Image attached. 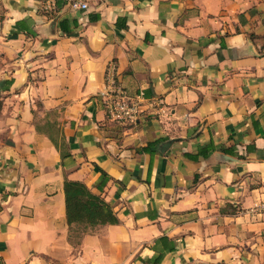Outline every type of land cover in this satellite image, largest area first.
I'll return each instance as SVG.
<instances>
[{
    "label": "crops",
    "instance_id": "crops-1",
    "mask_svg": "<svg viewBox=\"0 0 264 264\" xmlns=\"http://www.w3.org/2000/svg\"><path fill=\"white\" fill-rule=\"evenodd\" d=\"M0 264H264V0H0Z\"/></svg>",
    "mask_w": 264,
    "mask_h": 264
},
{
    "label": "trees",
    "instance_id": "trees-1",
    "mask_svg": "<svg viewBox=\"0 0 264 264\" xmlns=\"http://www.w3.org/2000/svg\"><path fill=\"white\" fill-rule=\"evenodd\" d=\"M102 175L106 176L104 172ZM66 214L70 228L73 225L84 226L82 232H89L100 225H116L119 220L114 215L110 204L80 182L66 178L64 183ZM74 228H72V232ZM158 261V260H155Z\"/></svg>",
    "mask_w": 264,
    "mask_h": 264
},
{
    "label": "built area",
    "instance_id": "built-area-1",
    "mask_svg": "<svg viewBox=\"0 0 264 264\" xmlns=\"http://www.w3.org/2000/svg\"><path fill=\"white\" fill-rule=\"evenodd\" d=\"M74 11H84L88 9V0H65ZM107 77V92L104 96V105L107 117L110 121L119 124L135 122L144 114V95L137 97L130 96L126 90L118 84L110 65ZM162 100L150 101V106L162 105Z\"/></svg>",
    "mask_w": 264,
    "mask_h": 264
},
{
    "label": "rangeland",
    "instance_id": "rangeland-1",
    "mask_svg": "<svg viewBox=\"0 0 264 264\" xmlns=\"http://www.w3.org/2000/svg\"><path fill=\"white\" fill-rule=\"evenodd\" d=\"M77 237V227L74 228V231L72 232V241H77V239H75Z\"/></svg>",
    "mask_w": 264,
    "mask_h": 264
}]
</instances>
